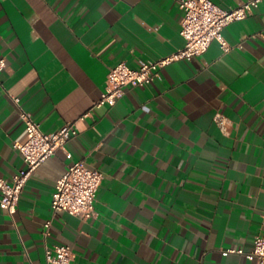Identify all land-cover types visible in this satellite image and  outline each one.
Returning <instances> with one entry per match:
<instances>
[{
    "label": "crops",
    "instance_id": "1",
    "mask_svg": "<svg viewBox=\"0 0 264 264\" xmlns=\"http://www.w3.org/2000/svg\"><path fill=\"white\" fill-rule=\"evenodd\" d=\"M179 1L0 0V177L26 165L14 96L47 132L78 131L27 180L14 216L0 207V264H48L54 244L78 264H255L228 250L264 231V0L224 28L229 51L214 41L96 105L113 66L184 46ZM77 161L104 175L90 219L52 207Z\"/></svg>",
    "mask_w": 264,
    "mask_h": 264
},
{
    "label": "built area",
    "instance_id": "2",
    "mask_svg": "<svg viewBox=\"0 0 264 264\" xmlns=\"http://www.w3.org/2000/svg\"><path fill=\"white\" fill-rule=\"evenodd\" d=\"M262 0H246L240 6L225 9L213 0H180L183 10L181 35L185 39L182 48L158 60L140 59L139 66L133 68L122 61L113 66L107 76L105 89L97 106L115 105L129 86H143L161 77V69L178 60H191L203 54L214 41L220 43L227 52L231 44L224 36V28L232 22L247 18ZM6 67L5 58H0V72ZM19 106L20 117L25 123L23 135L14 142L25 161V167L14 174L11 179L0 177V207L14 216L27 180L58 149L65 148L66 143L78 131L74 122H68L54 132H47L43 124L34 119L33 114L21 105V97L14 96ZM216 121L226 130L228 120L222 115ZM103 172L88 166L84 161L71 164L66 172L57 180L52 198L55 212L67 211L82 219L96 216L95 201L103 179ZM51 234V220L44 224L45 237ZM228 252L243 254L254 260L255 264H264V231L254 238L250 251L243 248H230ZM48 264H78L76 255L68 244L46 245Z\"/></svg>",
    "mask_w": 264,
    "mask_h": 264
}]
</instances>
